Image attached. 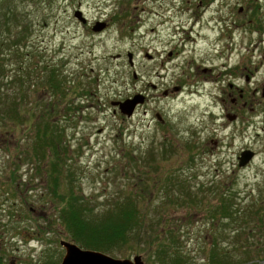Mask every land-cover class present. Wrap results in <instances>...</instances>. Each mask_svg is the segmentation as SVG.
Masks as SVG:
<instances>
[{"label":"rangeland","instance_id":"374dc122","mask_svg":"<svg viewBox=\"0 0 264 264\" xmlns=\"http://www.w3.org/2000/svg\"><path fill=\"white\" fill-rule=\"evenodd\" d=\"M14 1L30 31L26 46L18 47L24 53L20 58L8 47L0 52L5 66L0 93L19 95L10 83L20 77L28 108L38 113L39 98L56 104L58 113L50 121L64 130L63 146L71 159L66 171H73L77 194L91 206L106 208L138 192L148 238L138 247L116 248L111 256L139 255L145 264H171L179 254L210 264L216 240L232 251L233 262L264 264L258 260L264 256V0ZM77 10L87 24L75 18ZM97 24L106 26L93 32ZM188 34V49L215 71L204 74L209 81L192 94L164 95L176 85L180 68L173 58ZM36 63L59 71L65 99L45 86L47 74L38 79L35 69L32 79L27 77ZM144 91L149 102L132 118L112 105ZM226 115L238 119L231 122ZM34 124L0 127L4 264H47L50 259L61 264L65 249L60 243L71 242L56 219L48 192L51 176L36 172L43 161L34 156ZM189 142L196 144L194 161L185 148ZM246 149L256 157L240 168L238 157ZM151 154L156 161H149ZM67 178L63 175L62 193L68 192ZM223 192L234 194L236 209L250 211L247 222L225 228L211 218L209 211L221 203ZM259 207L263 212L253 216ZM160 250L165 262L158 258Z\"/></svg>","mask_w":264,"mask_h":264},{"label":"trees","instance_id":"16d2710c","mask_svg":"<svg viewBox=\"0 0 264 264\" xmlns=\"http://www.w3.org/2000/svg\"><path fill=\"white\" fill-rule=\"evenodd\" d=\"M18 11V6L14 0H0V52L4 50L3 48L8 47L13 50L12 53L14 52L13 56L16 59L24 54L18 47L26 46V39L30 31V26L25 24L22 13ZM4 68L0 58V75L5 72ZM35 69L38 79L42 76L41 74H47L44 84L51 89L52 94L60 100L65 99L68 92L62 80L63 76L60 75L59 71L48 64L32 65L29 67L28 78L32 79V72L30 71ZM24 82L25 80L19 77L15 82L10 83L11 87H15L14 91L19 92V95L15 94L14 97L10 98L9 94L0 93V127L24 125L26 129H29V124L35 123L37 138L33 145L34 156L39 162L43 161L38 165L36 172L42 175L44 172L45 175L51 176L48 192L56 204V212L58 213L56 219L66 230L71 242L83 249L99 251L110 256L116 248L123 249L128 245L138 247L143 241L146 242L148 236L145 235L144 219L138 207L140 201L138 192L128 193L125 199L116 200L114 205L106 208L91 206L84 197L77 194L73 171L69 168L66 171V166H68L66 164L71 159L70 155L68 157L67 147L63 146L64 130L50 121L55 112L58 113L56 104L47 102V100L41 101L39 98L36 100L38 113L32 108H28L26 99L29 95L25 90ZM67 110L73 111L74 109L68 107ZM185 148L193 155L191 158L194 161L195 155H197L195 152L196 144L193 142L186 143ZM162 152L164 155L167 154V149ZM149 161H156L153 154L150 155ZM45 164L49 167L48 171H46ZM63 175L68 176L67 180L70 182L66 193L61 192ZM134 190L140 189L134 188ZM219 196L221 203L212 207L209 212L213 220L218 218L224 222L223 227L230 228L235 224L245 223L249 217L251 218L248 213L249 210L235 208L233 193L226 194L223 192ZM261 212L263 210L260 207L252 211L255 217H259ZM236 232L235 237L237 238L240 234L239 230ZM138 252L140 251L138 250ZM246 254L249 255L248 252ZM158 258L165 262L164 250L158 252ZM233 258L232 251L220 247L217 241H214L213 249L209 255L210 264H257L255 259L233 262ZM260 259L264 262V256L258 258V260ZM47 264L56 263L50 259ZM171 264L195 263L188 256L178 254Z\"/></svg>","mask_w":264,"mask_h":264},{"label":"water","instance_id":"95a60500","mask_svg":"<svg viewBox=\"0 0 264 264\" xmlns=\"http://www.w3.org/2000/svg\"><path fill=\"white\" fill-rule=\"evenodd\" d=\"M74 15L75 18L83 25L87 24L88 19L85 18L82 11L78 10ZM105 26V24H97L92 28V30L93 32H101L105 28ZM133 57L134 55L132 53H129L128 59L131 67H134L135 65ZM147 57L149 59L152 58V56ZM134 77L137 78L136 73L134 74ZM144 102V95L138 94L123 102H114L112 103V105L118 107L122 115L126 116L127 118H132L136 112L137 107L143 105ZM227 118L232 122L237 117L228 115ZM158 119L162 121L160 116H158ZM255 156V152L250 149L241 152L238 158L239 167H247L255 159ZM60 244L65 249V256L61 264H145L142 257L139 255L135 256L132 259H118L99 251L83 249L73 242L62 240Z\"/></svg>","mask_w":264,"mask_h":264},{"label":"flooded vegetation","instance_id":"af4514ba","mask_svg":"<svg viewBox=\"0 0 264 264\" xmlns=\"http://www.w3.org/2000/svg\"><path fill=\"white\" fill-rule=\"evenodd\" d=\"M192 18H193V15H192ZM190 39H192V37H190V35L188 34L184 36L181 42L177 45V55L173 58V60H177L178 68H180V74H178L177 76L178 83L176 82L174 89L165 91L164 95L172 96L174 94L175 95L177 94V97H178L186 91H189L188 94H192L195 92V90L197 91V86L199 84L204 85L207 81H209L208 78L204 76V74L211 73V75L213 76V72L215 70L210 69L209 67L206 66V63H207L206 58H201V57L197 58L198 56L197 54L196 55L194 54V50H190V47L188 49V47L186 46L187 42ZM148 56L150 55L148 54ZM150 60H153V57ZM150 87H152L154 90H156L157 88L155 85H152ZM138 94L140 93H137L135 95H138ZM141 95H144L145 97L144 104L148 103L149 95L147 94V92L144 91V94H141ZM233 100H232L233 103L235 105H238V101H236V99H233ZM242 107L245 108L246 105L243 104ZM158 116L160 115L158 114L156 117ZM227 116L228 115H226V118ZM236 117L237 118L235 120L238 119V116ZM161 120L163 121L162 117H161ZM213 143H214V146H218L219 144L217 141H213ZM3 262H5V258L0 254V264H4Z\"/></svg>","mask_w":264,"mask_h":264}]
</instances>
